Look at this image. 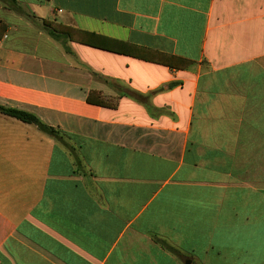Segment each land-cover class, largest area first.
<instances>
[{
  "label": "crops",
  "instance_id": "crops-1",
  "mask_svg": "<svg viewBox=\"0 0 264 264\" xmlns=\"http://www.w3.org/2000/svg\"><path fill=\"white\" fill-rule=\"evenodd\" d=\"M7 1L0 264H264V0Z\"/></svg>",
  "mask_w": 264,
  "mask_h": 264
},
{
  "label": "trees",
  "instance_id": "trees-1",
  "mask_svg": "<svg viewBox=\"0 0 264 264\" xmlns=\"http://www.w3.org/2000/svg\"><path fill=\"white\" fill-rule=\"evenodd\" d=\"M6 5L10 9L16 12H22L21 7L17 5L15 0H8ZM40 23H41V28L44 31H46V33L49 34L51 37H55V38L64 37V38L73 40V37L71 36V33H70V29H71L70 27L64 26L63 24L56 23L53 21L45 20V19L41 20ZM6 28H7L6 24L0 21V38L5 33ZM92 45L97 46V47L99 46V45H96V43H92ZM87 100L89 102H94L100 105H106V106L112 105L111 102L106 101L105 99L101 98L97 91L90 92L87 96ZM0 113L10 116V117H14L26 123L34 124L40 131L56 139L62 138V135L60 134L58 129L45 124L38 117H36L34 114L28 111H24V110L13 108V107H5V106L0 105Z\"/></svg>",
  "mask_w": 264,
  "mask_h": 264
}]
</instances>
